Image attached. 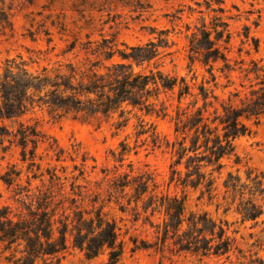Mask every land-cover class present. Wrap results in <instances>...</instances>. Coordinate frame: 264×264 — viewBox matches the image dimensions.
Instances as JSON below:
<instances>
[{
	"label": "trees",
	"instance_id": "16d2710c",
	"mask_svg": "<svg viewBox=\"0 0 264 264\" xmlns=\"http://www.w3.org/2000/svg\"><path fill=\"white\" fill-rule=\"evenodd\" d=\"M222 2L204 0L206 11L213 13L211 26L202 17V24L186 35L190 64L199 61L210 75L199 83L195 74L188 79L159 68L165 52L160 48L171 45L168 30L161 31L157 41L137 45L119 43L115 34L107 37L101 33L99 39L87 34L84 41L74 38L55 54L50 67L49 62L33 69L39 56L28 61L19 54L5 59L0 69V159L17 148L19 161L26 165L25 183L16 164H10L1 175L10 192L0 203V245L2 252L10 251L3 257L6 264H62L73 250L82 252L87 260L106 254L103 264H124L127 249L131 255L154 252L160 264L187 255L199 260L229 258L235 245V238L228 235L230 223L214 219L204 210H189L185 188L198 190V198L206 196L217 209L223 206L227 212L234 208L241 223L264 225V170L242 164L236 147L238 138L252 133L249 122L258 125L264 119V65L251 61V66H244L243 60L230 63L226 49L231 33L222 17ZM33 3L0 0V38L13 34L15 14ZM131 5L137 17L151 7L147 0ZM43 27L39 23L28 35L35 40L43 32L50 44L51 32ZM59 30H66L63 23ZM237 70L244 77L254 74L258 81L243 95L236 89L220 99L215 93L218 77L229 80L230 73ZM36 108L58 117L118 113L122 120L117 129L128 124L125 114L135 111V144L131 147L122 140L120 149L110 153L121 167L125 155L140 146L141 136H145L141 145L149 138L152 149L164 147L171 158L167 188L160 190L153 172L135 170L131 163L127 170L104 168L100 179L87 180L86 152L81 153L77 144L64 149L36 121L23 119ZM136 112L169 118L173 139L162 136ZM42 145L44 154L38 153ZM78 157L80 164L76 163ZM44 159H49L45 171L41 169ZM53 159L70 160L72 170L64 165L57 170V164L50 165ZM240 165L245 167L243 174ZM35 180L38 182L33 184ZM170 186L181 187L182 193L169 191ZM112 210L128 217L118 221Z\"/></svg>",
	"mask_w": 264,
	"mask_h": 264
},
{
	"label": "rangeland",
	"instance_id": "374dc122",
	"mask_svg": "<svg viewBox=\"0 0 264 264\" xmlns=\"http://www.w3.org/2000/svg\"><path fill=\"white\" fill-rule=\"evenodd\" d=\"M144 1V0H142ZM151 7L142 12L137 17L138 12L132 9L133 3L137 0H34L33 5L15 14L13 18V34L0 38V69L3 68L6 58L22 55L25 60L30 57L38 58L39 63H34V68L42 65L50 67L56 59L55 54L66 47L67 43L78 38L79 41L86 40V35L90 34L91 39L101 38V33L107 37L116 35L119 43L125 42L128 45L146 43L152 39L157 41V36L163 30H168L169 47H161L165 50L159 68L164 72L177 75H186L188 79L193 74L196 75V82L199 83L203 76L209 79L210 75L205 67L195 61L190 64L188 57V40L186 35L194 30V26L202 24V17L207 26H211L212 12H207L204 0H147ZM221 6L225 11L222 13L223 20L228 22V29L231 33V40L226 49L230 63L244 61V66H251V61L264 65V0H222ZM196 2H201L199 6ZM128 4V5H127ZM130 4V6H129ZM217 6L216 3L213 4ZM189 7L195 11H190ZM203 10V13L198 12ZM32 18H34L32 20ZM33 21V22H31ZM44 24L51 32L53 41L47 44L46 36L43 32L37 33L35 40L28 35V30H36L38 24ZM56 25H52V23ZM63 23L65 31H60L59 26ZM32 25V27H31ZM186 25L190 30H186ZM42 30V28H40ZM52 46L55 48L52 50ZM123 48L122 45H119ZM49 51L45 54V51ZM41 51V52H38ZM169 52V54H165ZM72 56V55H68ZM51 58V61L48 60ZM238 66V64L236 65ZM191 68V71L189 69ZM138 70V68H135ZM217 75L220 73L215 71ZM258 80L254 74L244 77L238 70L233 71L228 78L223 75L218 77L219 86L215 93L220 99H226L230 91L240 90L241 95L248 92L249 85L255 84ZM213 86L212 82L210 83ZM224 85H227L224 87ZM138 116L148 123H153L157 131L168 139H173V125L169 118H161L155 115H143L136 112ZM135 111L125 114L129 117L128 124L119 129L116 128L119 118L118 113L107 117L102 114L93 116L67 114L61 117L49 113L45 108H36L28 113L23 119L36 121L38 127L47 135L54 137L58 144L66 150H71L72 144L80 147L81 153L86 152L87 164L85 168V178L87 180L100 179L104 174L102 170L114 169L118 166L119 171L129 169L128 164H132L135 170L148 169L153 172L159 189L167 188L166 181L169 178V164L171 162L170 153L163 148L152 149L150 139L141 145L145 136L138 139V146L125 155L122 166L115 161L110 153L111 150L120 149V141L126 142L132 147L135 144L137 117ZM252 129L250 135H245L236 140L237 151L242 158V164H248L258 169L264 170V119L260 124L255 125L249 122ZM38 153L44 154V145L38 149ZM18 149L13 148L0 159V203H3L10 193L1 175L10 164L22 169V183L26 179V165L18 159ZM42 161L41 169L45 171L46 162ZM50 165L57 164V170L62 165L68 166L67 171L72 170L70 160L56 162L50 161ZM80 164V157L76 160ZM229 165L232 162H228ZM95 166V167H93ZM238 166H234L235 170ZM241 173L245 167L242 165ZM61 174L60 171H58ZM75 174L78 171L74 172ZM31 175V173H29ZM70 175V174H69ZM38 181H33V184ZM84 183L83 180L80 181ZM169 191L182 193V188L170 186ZM187 194V206L189 210L207 211L214 219H226L230 223L228 235L235 238L234 249L230 252L229 258L226 256H211L199 260L194 256H180L172 260H164L161 264H264V231L263 224L252 226L253 222H240L239 214L231 208L225 212L224 207L216 208L215 202L208 200L206 196L198 198L199 191L185 188ZM113 215L119 221L120 217H128L119 211L112 210ZM123 226L122 222H119ZM235 230V232H233ZM10 254V251L2 252L0 245V264H6L3 257ZM106 254L87 260L83 253L73 250L62 261V264H103ZM124 264H160L159 256L151 251H138L131 255L127 249L124 257Z\"/></svg>",
	"mask_w": 264,
	"mask_h": 264
}]
</instances>
